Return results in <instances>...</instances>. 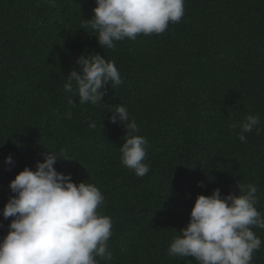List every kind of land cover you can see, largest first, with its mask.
Wrapping results in <instances>:
<instances>
[{"label":"trees","instance_id":"trees-1","mask_svg":"<svg viewBox=\"0 0 264 264\" xmlns=\"http://www.w3.org/2000/svg\"><path fill=\"white\" fill-rule=\"evenodd\" d=\"M96 6L0 0V239L12 220L2 214L14 195L10 181L52 151L68 157L57 171L95 184L105 197L100 211L112 219V255L99 264H197L168 249L198 194L217 187L239 194L238 182L251 183L264 215V0H185L180 22L113 49H103L90 27ZM95 53L115 62L123 82L105 85L99 106L80 104L64 84L78 57ZM120 103L148 140L143 177L121 163L127 129L107 111ZM249 114L259 116L260 131L246 133L244 143L240 125ZM253 231L262 246L251 264H264V228Z\"/></svg>","mask_w":264,"mask_h":264},{"label":"clouds","instance_id":"clouds-1","mask_svg":"<svg viewBox=\"0 0 264 264\" xmlns=\"http://www.w3.org/2000/svg\"><path fill=\"white\" fill-rule=\"evenodd\" d=\"M55 7L56 0H46ZM185 0H96L93 17L88 20L99 44L113 49L115 42L138 35L160 34L170 23L181 21ZM67 75L64 91L79 97L80 104L99 106L106 96L105 85L122 84L114 61L104 55L82 54ZM69 104L75 101L69 97ZM111 123H122L127 129L119 147L121 163L138 177L150 166L145 162L148 140L139 134L135 119L122 103L109 105ZM71 111L67 118L71 119ZM260 118L249 114L240 125L239 140L247 143L246 133L260 131ZM91 129L96 128L93 121ZM235 127V125H233ZM2 145V144H0ZM36 167L25 166L10 181L11 195L2 214L12 218L8 232L0 239V264H99L110 259L108 241L112 219L100 211L105 197L93 183L72 180L54 167L60 153L46 151ZM7 165L14 164L11 154ZM203 186V182H199ZM239 194L222 195L219 187L210 195L198 194L186 227L171 243L172 257L195 258L197 264H251L253 253L262 240L253 231L264 228V215L258 211L254 184L238 182Z\"/></svg>","mask_w":264,"mask_h":264}]
</instances>
